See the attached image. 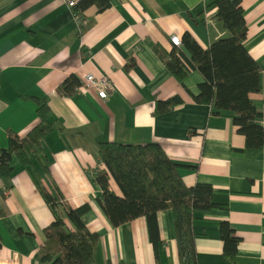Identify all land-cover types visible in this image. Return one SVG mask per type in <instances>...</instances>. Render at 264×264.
I'll list each match as a JSON object with an SVG mask.
<instances>
[{
	"label": "crops",
	"instance_id": "crops-1",
	"mask_svg": "<svg viewBox=\"0 0 264 264\" xmlns=\"http://www.w3.org/2000/svg\"><path fill=\"white\" fill-rule=\"evenodd\" d=\"M214 0H109L103 10H81L80 27L64 0H0V147L7 130L23 135L37 120L29 96L44 97L53 129L41 143L49 173L32 169L49 190L55 187L71 205L89 202L88 229L99 234L95 264H180L172 211L157 213L153 236L144 216L114 226L97 198L102 190L94 170L105 169L98 141L159 142L179 164L186 185L210 183L220 206L196 209L192 220L196 264H264V144L246 147L232 122L233 112L196 102L203 75L189 71L182 83L165 57L170 36L189 32L203 48L229 33L204 13ZM247 25L244 44L257 61L259 89L249 93L264 127V0H241ZM182 44V43H181ZM180 47V46H178ZM81 80L105 75L112 88L105 98L87 86L71 96L57 85L69 74ZM182 101L154 113L157 99ZM14 170L0 177V264H38L35 253L53 219L29 172L12 160ZM109 187L120 189L109 176ZM220 220L238 237L233 259L223 254Z\"/></svg>",
	"mask_w": 264,
	"mask_h": 264
},
{
	"label": "trees",
	"instance_id": "trees-1",
	"mask_svg": "<svg viewBox=\"0 0 264 264\" xmlns=\"http://www.w3.org/2000/svg\"><path fill=\"white\" fill-rule=\"evenodd\" d=\"M108 4L109 0H78L75 9L81 11L95 5L98 10H103ZM213 5L212 17L229 34L203 48L185 31L181 43L190 56L173 45L165 63L181 84L189 71L198 69L203 80L198 83L199 92L191 94L192 98L199 103H211L217 109L232 111V122L244 135L246 147H260L264 144L261 112L249 97L250 92L259 89L260 67L244 44L247 31L244 9L241 0H214ZM80 84L81 79L71 73L57 85L56 91L60 95L71 96ZM29 98L36 105L37 120L23 135L7 130V145L0 147V177L7 179L12 175V160L15 158L29 172L51 209L53 219L43 227L45 239L35 253L38 264H95L94 249L99 234L88 229L83 218L91 208L89 202L71 206L57 187L49 190L32 169L35 159L40 173H49L46 155L41 157L40 150L43 138L53 129V120L44 97ZM181 101L178 95L157 99L153 112H166ZM97 156L105 166V169L94 170L95 182L102 190L97 201L110 223L117 226L144 216L153 236L158 227L157 213L170 209L180 264H196L192 231L194 211L220 206L212 201L210 183L186 185L178 169L179 164L154 140L98 141ZM109 176L118 185L120 194L110 189ZM219 223L224 242L223 254L233 259L238 237L228 221L220 220Z\"/></svg>",
	"mask_w": 264,
	"mask_h": 264
},
{
	"label": "built area",
	"instance_id": "built-area-1",
	"mask_svg": "<svg viewBox=\"0 0 264 264\" xmlns=\"http://www.w3.org/2000/svg\"><path fill=\"white\" fill-rule=\"evenodd\" d=\"M66 5L72 10L74 19L77 21L80 27H85L89 19L85 17L79 9H75V6L77 4L78 0H64ZM204 20H212L211 13H207L205 11L204 13ZM170 42L172 45L180 46L181 45V39L177 34L170 36ZM82 86H87L89 88H92L96 91L97 95L101 98H105L107 96L108 91L112 88V82L109 79V77L105 75H101L100 77H94L91 73H86L83 75V78L81 80V84L78 87L81 88Z\"/></svg>",
	"mask_w": 264,
	"mask_h": 264
},
{
	"label": "water",
	"instance_id": "water-1",
	"mask_svg": "<svg viewBox=\"0 0 264 264\" xmlns=\"http://www.w3.org/2000/svg\"><path fill=\"white\" fill-rule=\"evenodd\" d=\"M180 48L188 55V56H190V53H189V51L187 50V48L183 45V44H181L180 45Z\"/></svg>",
	"mask_w": 264,
	"mask_h": 264
}]
</instances>
